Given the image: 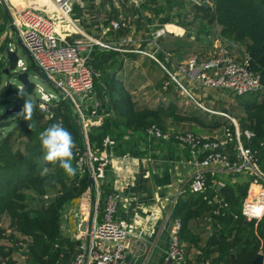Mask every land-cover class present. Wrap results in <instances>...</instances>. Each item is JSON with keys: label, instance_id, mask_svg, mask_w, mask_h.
Listing matches in <instances>:
<instances>
[{"label": "trees", "instance_id": "16d2710c", "mask_svg": "<svg viewBox=\"0 0 264 264\" xmlns=\"http://www.w3.org/2000/svg\"><path fill=\"white\" fill-rule=\"evenodd\" d=\"M85 2L83 8L74 6L73 18L79 20L88 35L99 38L110 21L118 18L119 10L113 0H102L96 12L103 13V19L91 22L92 2ZM128 3L127 0H120L123 8ZM125 14L126 19H131L129 23L134 26V33L142 32L148 39L150 30L164 24H175L186 31L185 37L157 40L161 50L157 53L158 60L169 71L174 62L175 65L180 64L192 55L200 61H208L218 54L215 42H205V46H200V37L209 36L211 26L217 29L215 36L218 41L223 43L226 40L229 44L242 47L244 56L241 62L246 61L247 68L259 76L263 88L257 92L234 95L235 104L223 109V113L233 108L230 119L240 133V141L254 153L256 163L264 173V0H212L211 10L194 0H143L138 6L130 3ZM4 15V12L0 13V33L4 27L1 18H6ZM190 15V22H185ZM193 25H196L195 29H190ZM93 28L95 32L91 30ZM129 32V27L106 31L103 36L108 42L103 36L101 39L108 48L94 46L90 53L88 64L100 73V77L94 80V89L107 98L103 110L111 115L99 127L88 131L92 150H103V141L109 137L117 143L105 148L110 156L111 149L116 152L123 146L124 134H145L153 125L162 133H169V142L176 143L174 132L167 127L170 122L190 124L194 134L199 129L211 132L221 131L224 127L234 134L235 126L227 117L206 111L199 113L192 105L188 108L179 106L178 96L171 95L174 94L175 83L159 64L148 58L150 70L157 69L158 65L157 70L164 75L156 84L161 96L156 106L138 104L132 95L134 84L126 82L121 76L126 59L138 56L133 48L122 44V39ZM111 42L115 46H109ZM145 44L143 40L140 48H144ZM249 53H252L251 58ZM164 82H169L165 91L162 89ZM7 95L5 90L2 98ZM165 100H168L166 104ZM4 103V99L0 100V113ZM59 117L83 149L82 133L67 101L59 104L53 120L44 121L42 114L33 108L30 119L22 117L15 129L0 137V264H21L14 261V255L19 252L25 258V264H68L75 254L76 242L61 236V215L70 204H89L90 185L88 175H80L74 161L73 167L77 171L73 177L67 176L58 166L43 161L39 134L56 123ZM245 131L252 133L250 139L245 137ZM235 144L234 140L222 150L231 164L237 162ZM43 167L50 170L44 176L41 175ZM105 173H108V167ZM233 178L238 181L232 182ZM249 182L250 178L240 173L208 172L207 189L203 194L190 193L188 184L184 185L174 205L173 217L180 222L178 237L189 263L252 264L260 254L264 264V216L247 222L241 215ZM219 183L223 187L217 192ZM102 191L104 199L111 189L105 184ZM217 200L226 207H222ZM217 210L218 214H215ZM8 231L16 235L7 234ZM191 250L199 252L193 260L188 258Z\"/></svg>", "mask_w": 264, "mask_h": 264}, {"label": "built area", "instance_id": "2783aa9c", "mask_svg": "<svg viewBox=\"0 0 264 264\" xmlns=\"http://www.w3.org/2000/svg\"><path fill=\"white\" fill-rule=\"evenodd\" d=\"M45 1L50 7V14L40 13L36 8L25 4V6L18 4V7L13 4L12 0H0V6L7 18L6 31L0 35V45L7 39L13 42H8L5 48L0 50V77H12L19 84L17 86L19 92H23V85L18 80V75L26 73L29 81L30 71L17 56V43L20 42L32 59L33 76H41L55 92L52 93L42 86L33 85L31 94L34 91L38 94L33 108L42 114L44 121H50L55 118V110L59 104L67 101L71 104L72 112L80 127L84 148L81 149L75 142L73 161L80 175L87 174L92 179L89 191L90 197L91 194L93 195L94 206L88 212L79 214L80 221H84L83 228H79V224H76L73 218L80 209L81 203L70 204L62 211L60 229L63 234L61 236L76 242L75 254L68 264H126L123 242L128 233L115 219L119 195L111 190L104 199L102 198V186L105 185V172L109 165V155L105 148L113 142L106 137L103 141V150H92L88 140L90 128L99 127L108 115L103 110L107 98L103 94H98L94 89V80L100 77V73L89 66V57L94 46L101 48H108V46L103 41L91 38L80 26L79 20L73 18L75 5L83 8L85 1L92 2L93 0ZM127 1L138 6L143 0ZM194 1L198 4L206 2L212 7V0ZM113 2L114 5L117 4L116 0ZM126 20L123 15L119 14L116 20L110 21L108 29H104L102 34L106 30L118 31L128 28L129 21L126 22ZM59 24H65L69 31L58 32ZM168 26L180 28L175 24H164L150 30L149 40L153 41L155 49L153 54L146 55L161 66L177 88L187 93L179 81L180 77L185 78L193 87L225 90L233 95L257 92L263 88L259 76L247 68L246 61L241 62L231 58L222 47L221 41H219L221 46L218 47V54L208 61H200L196 55H192L184 62L173 65L170 71L165 69L155 59V54L161 51L157 40L165 35L183 36L179 31L168 29ZM215 34L217 35V29H215ZM223 42L228 43L226 40ZM7 51L15 53L16 63L15 67L9 70V74L5 75L3 70L9 66ZM9 86V83L3 84V89L0 90V100L5 99L2 95ZM163 88L165 89L166 86ZM195 104L209 113L230 119L227 114L205 109L198 101H195ZM230 120L233 122L232 119ZM57 122L62 123L64 127L61 117L57 119ZM221 132L220 135L214 133L215 135L210 137L197 135L190 131L174 132L173 140L187 149L195 166V171L186 183L189 191L194 194H203L207 189L206 174L208 172L247 175L250 182L247 196L241 206V215L247 222L260 219L264 216V173L260 171L254 153L242 145L236 126L234 134L227 127H224ZM146 134L165 141L171 140L169 133H162L154 125L146 130ZM244 135L247 139L252 137V133L248 131H245ZM234 140L237 162L231 164L222 150ZM214 168L218 171L213 170ZM217 202L222 207H226L222 201L217 200ZM87 206H90V203ZM214 213L218 214V210ZM180 227V222L174 220L169 233L168 248L161 264H209V261L188 262L184 246L178 237Z\"/></svg>", "mask_w": 264, "mask_h": 264}, {"label": "crops", "instance_id": "0c3cea01", "mask_svg": "<svg viewBox=\"0 0 264 264\" xmlns=\"http://www.w3.org/2000/svg\"><path fill=\"white\" fill-rule=\"evenodd\" d=\"M12 1L16 6L25 4L36 8L40 13L50 14V7L45 0ZM179 29L183 36L186 35L184 29ZM66 31H69L68 27L59 24L58 32ZM206 39L208 42H215L217 47L221 46L217 38L212 40L209 35ZM179 81L182 83L181 79ZM187 93L190 98L191 95ZM167 127L172 132H181L170 125ZM197 135L205 134L198 132ZM110 140L114 145L117 144ZM122 141L123 146L116 149V152L114 148L110 151L105 184L119 195L115 219L128 233L123 242L124 261L126 264H161L175 220L174 205L183 186L195 171V166L187 149L177 143L146 133H127ZM236 181L238 180L232 179V182ZM79 210L82 213L88 212L90 206L81 204ZM60 233L63 234L62 229ZM198 254L199 252L191 250L188 258L193 260Z\"/></svg>", "mask_w": 264, "mask_h": 264}, {"label": "rangeland", "instance_id": "374dc122", "mask_svg": "<svg viewBox=\"0 0 264 264\" xmlns=\"http://www.w3.org/2000/svg\"><path fill=\"white\" fill-rule=\"evenodd\" d=\"M101 1L102 0H93L92 1L91 5L93 6V9H92L93 12L91 13V16H93V17L90 19L91 22L96 21V20L99 21V20L103 19V13L96 12L98 4ZM125 1L126 0H124V2ZM116 2H117V4L114 6L116 9L119 10L118 14H121V15H123V14H125V12H127V7L130 6V3H132L131 1H129L128 4H124L127 6L125 8H123L120 5V0H116ZM2 12H4V11H3L2 7L0 6V13H2ZM125 15H127V14H125ZM1 19L4 22V27H3L0 35L5 33L6 25H7V18L2 17ZM85 19H88V17L85 16ZM130 20L131 19H127L126 22L130 21ZM190 20H191V15L188 16L187 18H185L184 21L190 22ZM131 25L132 24L129 23L130 32L128 33V35L125 38L122 39V44H123V46H130L131 48H133L135 50V52L138 53V56H136L135 58H129V59L127 58L126 59L124 69L121 72V76L124 78V80L126 82H128L130 84L131 83L134 84L135 88L132 89V95H133V98L136 101H138V104H148V105L153 107V106L157 105L158 99H160V96H161L159 93V88L158 87L156 88V84H158V82H160L162 80L164 75L162 72H159L157 70V69H159V67L156 64L155 65H156L157 69L154 68L153 70H150L151 69L150 68L151 65L149 66L150 61L146 59V58H148V59L154 61L152 58H150L148 55H146V54H149V55L153 54L152 52L155 49L153 41H150L146 37V35L142 32H140L138 34L134 33V29H133L134 26H131ZM97 26H99V25H97ZM97 26H95V28H97ZM195 27H196V25H193L190 29H195ZM107 28H105V29H107ZM93 29H91V30L93 32H95L96 30L95 29L93 30ZM215 29L216 28L214 26L210 27V30H211L210 38H213L212 40L216 39L215 38ZM106 31H108V30H106ZM103 35L104 34H100V36L97 35V36H99V38L93 37L91 35H89V36H91V38L97 39L100 42H102L101 37ZM172 37H174V36L165 35L161 39H166V38L170 39ZM183 37H185V35ZM102 38L105 39L106 43L108 42V40L106 39V36H103ZM143 40H145L146 46L144 49L140 50L141 49L140 43ZM206 40L207 39H206L205 35L201 36L200 37V43H201L200 46H205L206 45L205 42H208ZM8 42H12V41H10L9 39L4 41L0 45V50H3ZM210 42L212 43V41H209V43ZM109 46H115V43L111 42L109 44ZM222 47L228 52V55L231 58H233L234 60H236V61L242 60V58L244 56L243 52H242V47H239L237 45H232L229 43H224V42L222 43ZM16 53H17V56L19 57V59H21L24 62V64L29 68V71H30L29 81H30V83L33 85L42 86L47 91L55 93L54 90H52L46 84V81L41 76H39V75L37 77L33 76L32 71H34V68L32 67L25 51L22 48H20L18 45H17ZM156 57L158 60L159 58L157 56V53L155 54V59H156ZM165 58L167 59V57H165ZM144 64H148V65L145 66ZM175 64H176V62H174V64H172V65H175ZM180 79L182 81L183 86L188 91V93L192 96V98L187 97L186 93L183 90H181L177 87L175 88V86H174V94H171V95L172 96H178L177 104L183 108H188V107H190V105H192L193 107H196V109L199 113L205 112L206 110H203V109L197 107V105L195 104V101H198L199 103L203 104V107L205 109H209L211 111H216V112L219 111V112L223 113V109L227 108L229 105L235 104L234 99H233L234 95L228 91L219 90V89H210V88L200 89L197 86L193 87L192 85L188 84V82L186 81L185 78L180 77L179 80ZM0 82H1L0 90L3 89L4 83L10 84L9 88L6 89L8 91L9 95H7V98L5 97V99H4L5 103L1 109V114L4 113L7 109L13 108L15 104L19 105V107H20L19 112L12 114V115H9V116H5L3 118L4 121H10L11 125L9 127L4 128V129H0V137H1V136L7 135L10 131L15 129V127L17 126L19 121L22 119V117L27 116V114L23 111L25 103H30L32 106H34V104L36 103V100L38 99V94L35 93V91H34V93H32L30 95H27L25 92H19V90L17 88V86L19 84L12 77L1 76ZM168 84H169V82H164L163 87L166 86V89H167ZM162 89H163V91L166 90L164 88H162ZM166 101L168 102V100H165L164 104L167 103ZM205 113H208V112L206 111ZM224 114H227V113H224ZM216 116H220V115H216ZM231 123H233V122L231 121ZM169 125L173 129L180 130L181 132L190 131L193 133L192 126L190 124L170 122ZM198 132L204 133L205 136H208V137H210L214 133L215 134L218 133L219 135L222 133L220 130L210 132V131L201 130V129H199V131H197L196 134H198ZM77 206L79 207V204ZM80 213H81V210H78V212L74 215L73 218H74L76 224H79L78 227L83 228L84 221H80L81 220V218H79ZM4 223H6L5 225L7 226L8 222L6 220L4 221ZM9 233L16 235V233H14L13 231L12 232L8 231L7 234H9ZM9 243L11 244V242H9ZM19 253L14 255V261L21 263V264H25V258Z\"/></svg>", "mask_w": 264, "mask_h": 264}, {"label": "clouds", "instance_id": "9594fccd", "mask_svg": "<svg viewBox=\"0 0 264 264\" xmlns=\"http://www.w3.org/2000/svg\"><path fill=\"white\" fill-rule=\"evenodd\" d=\"M23 111L27 114V118L30 119L33 106L30 103H25ZM29 127H34V125H29ZM39 140L45 164L58 166L69 177L76 175L77 170L72 163L76 144L72 134L63 127L62 123H54L42 131L39 134ZM49 171L48 167H43L41 175H47Z\"/></svg>", "mask_w": 264, "mask_h": 264}, {"label": "water", "instance_id": "95a60500", "mask_svg": "<svg viewBox=\"0 0 264 264\" xmlns=\"http://www.w3.org/2000/svg\"><path fill=\"white\" fill-rule=\"evenodd\" d=\"M201 6L204 7V8H207L208 10H211V7L206 2L202 3ZM17 45L24 50V48L22 47L20 42H18ZM25 53H26V51H25ZM26 55H27L30 63H32V59L30 58L28 53H26ZM248 57L251 58L252 57V53H249ZM7 58H8L9 66H8V68L3 70V73L5 75L9 74V70H12L15 67V63H16V55H15V53L7 51ZM35 69H36V67H35ZM18 80L23 85V92H25L27 95H30L31 91H32V88H33V84H31L28 81L27 74L24 73V74L18 75ZM19 110H20L19 105L15 104L13 108L7 109L2 114L0 113V129H4V128L9 127L11 125L10 121H4L3 118L5 116H9V115L15 114V113L19 112ZM232 111H233V108L230 107L228 109V111H227V115L229 117L232 114ZM89 185L90 186L92 185V179L91 178H89ZM221 188H222V185L218 184L217 187H216L217 192ZM93 206H94V198H93V195L91 194V197H90V208H93ZM89 214H90V218H91L92 210L90 211ZM207 242L205 243V245H207ZM252 264H262V255H260V254L257 255L256 258L252 261Z\"/></svg>", "mask_w": 264, "mask_h": 264}, {"label": "bare ground", "instance_id": "6f19581e", "mask_svg": "<svg viewBox=\"0 0 264 264\" xmlns=\"http://www.w3.org/2000/svg\"><path fill=\"white\" fill-rule=\"evenodd\" d=\"M167 28H168V29H174L176 32H178V31H179V32H182L181 29H177V28H174V27H172V26H168Z\"/></svg>", "mask_w": 264, "mask_h": 264}]
</instances>
